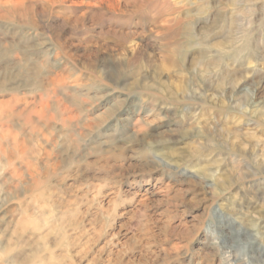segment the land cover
<instances>
[{"label": "rangeland", "instance_id": "obj_1", "mask_svg": "<svg viewBox=\"0 0 264 264\" xmlns=\"http://www.w3.org/2000/svg\"><path fill=\"white\" fill-rule=\"evenodd\" d=\"M0 264H264V0H0Z\"/></svg>", "mask_w": 264, "mask_h": 264}, {"label": "bare ground", "instance_id": "obj_2", "mask_svg": "<svg viewBox=\"0 0 264 264\" xmlns=\"http://www.w3.org/2000/svg\"><path fill=\"white\" fill-rule=\"evenodd\" d=\"M4 1V0H3ZM8 1V0H7ZM9 5V4H8ZM28 117V116H27ZM248 249V248H247ZM249 250V249H248ZM246 252H248V251H246Z\"/></svg>", "mask_w": 264, "mask_h": 264}]
</instances>
